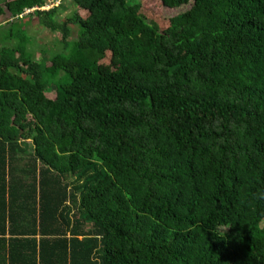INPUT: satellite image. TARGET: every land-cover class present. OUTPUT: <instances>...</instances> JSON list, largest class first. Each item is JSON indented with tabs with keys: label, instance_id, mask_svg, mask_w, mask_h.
<instances>
[{
	"label": "trees",
	"instance_id": "trees-1",
	"mask_svg": "<svg viewBox=\"0 0 264 264\" xmlns=\"http://www.w3.org/2000/svg\"><path fill=\"white\" fill-rule=\"evenodd\" d=\"M73 2L0 0V264H264V0Z\"/></svg>",
	"mask_w": 264,
	"mask_h": 264
},
{
	"label": "rangeland",
	"instance_id": "rangeland-1",
	"mask_svg": "<svg viewBox=\"0 0 264 264\" xmlns=\"http://www.w3.org/2000/svg\"><path fill=\"white\" fill-rule=\"evenodd\" d=\"M58 7L57 20L59 23H64L66 20L73 16L76 11V5L73 0H48L46 7L41 8V10H50ZM15 24L14 30L16 28H21L25 24L26 32L30 38V43L27 47V52L32 57L33 63H40L42 60H49L53 56L58 54L67 53L66 48L62 42V34L55 33L47 27L43 26L37 16L34 15V11L26 12L21 16L20 19L14 20L12 23H8L4 26L3 32L8 30L12 25ZM80 29L78 26H72V36L71 41H77L79 38ZM5 33L0 34V50L3 47H13L15 44L14 40H7L3 38ZM31 151V149H30ZM222 234L228 233L229 228H219Z\"/></svg>",
	"mask_w": 264,
	"mask_h": 264
},
{
	"label": "built area",
	"instance_id": "built-area-1",
	"mask_svg": "<svg viewBox=\"0 0 264 264\" xmlns=\"http://www.w3.org/2000/svg\"><path fill=\"white\" fill-rule=\"evenodd\" d=\"M35 10V9H34ZM27 12H31V10H28Z\"/></svg>",
	"mask_w": 264,
	"mask_h": 264
}]
</instances>
